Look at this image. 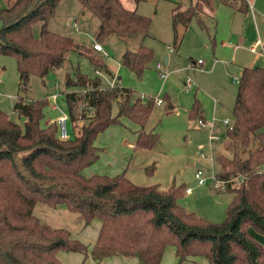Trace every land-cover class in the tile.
<instances>
[{
	"label": "trees",
	"instance_id": "1",
	"mask_svg": "<svg viewBox=\"0 0 264 264\" xmlns=\"http://www.w3.org/2000/svg\"><path fill=\"white\" fill-rule=\"evenodd\" d=\"M78 1L100 20L96 41L105 43L111 36L121 39L126 46L122 65L143 76L155 58L154 49L144 43L151 35V17L126 8L121 0ZM141 1L146 0H135ZM219 1L245 13L249 8L246 0ZM61 2L15 0L8 7L0 6V53L15 56L24 90L32 76L44 79L61 67L69 53L84 55L95 70L114 76L93 47L50 29ZM215 7L216 0H196L189 6L177 3L172 9L176 41L178 26L187 29L196 21L215 47L216 38L202 15L207 10L214 12ZM36 25H40L38 35ZM136 40L137 47L129 48V42ZM65 85L71 119H89L71 142L59 137L56 122L42 127L47 97H18L14 109L25 118L22 122L0 109V264H65L60 252L81 253L82 264H90L91 258L100 264L113 256L161 264L169 246L175 249L177 264L196 257H206L209 264H264V244L250 233L252 228L264 235V67L242 69L224 151L215 158L218 179L246 176L239 186L227 184L225 190L234 195L222 222L182 207L178 199L186 192L184 185L173 184L166 190L159 185H139L125 170L114 176H87L85 170L100 158L97 137L122 117L140 127L135 132L136 150L156 146L159 133L145 130L156 102L155 98L143 100L130 88H104L99 76L79 68L74 76L67 74ZM203 112L196 99L190 118H203ZM40 202L66 205L81 214L86 226L99 220L95 244L87 245L67 228L43 223L35 214Z\"/></svg>",
	"mask_w": 264,
	"mask_h": 264
},
{
	"label": "rangeland",
	"instance_id": "2",
	"mask_svg": "<svg viewBox=\"0 0 264 264\" xmlns=\"http://www.w3.org/2000/svg\"><path fill=\"white\" fill-rule=\"evenodd\" d=\"M72 1L73 6L71 7L68 0H62L55 17L50 21L49 27L53 31L73 36L79 43L92 46L94 35H96L99 29L100 20L88 11L87 17L89 19L76 18L78 27L72 29L73 20L75 16L77 17L79 15V9L82 8L77 0ZM152 1L161 3L162 14H164V9H170L173 3L175 5L182 3L184 6L192 4V0ZM258 2L257 12L264 13V0H258ZM12 3L13 1L10 3L7 0L6 2L1 1V6L8 7ZM155 7L157 5H152V2L149 5L147 4L150 15H153L156 9L157 11L159 10ZM216 10L213 16L215 21L218 20L217 34L215 28L212 30L213 36H216L217 39L215 47H213L208 34L202 43L195 42L194 37L191 35L196 25V21H193L182 45L178 49L176 48L177 50L170 55L173 58L177 57V63H170L164 66L167 71H172L170 85L166 86L163 83L156 67L158 63L164 64V57L169 54L166 45L157 37V33L164 30V25L160 24L161 26H159V21L156 19L153 21L151 18V35L144 39L145 45L154 49L155 58L143 76L139 77L130 69L121 65V56L126 50V46L116 36H113L112 41L106 45L108 51L107 56H104L102 53H96L103 57L107 64L111 65L114 70H117L115 72L116 75L123 76V79L120 80L122 87L130 88L137 95L144 96L143 100L156 97L162 99L163 102L160 105L156 104L155 110L145 126L146 131L154 130L159 133L160 137L155 149L151 152L145 150L141 152L136 151L130 147V144L135 141V128L140 127L130 119L122 117L120 123L111 125L97 137L95 144L101 148L100 158L95 163V167L90 168L85 174L91 175L90 170L96 169V171H102L103 173L105 171H115L113 169L114 166L110 167L111 164H115V161L122 162V164L126 163L125 165L129 164L130 167L127 169L130 171V175L136 177L134 178L136 179L135 183L139 185H159L163 190L168 189L173 184L184 185L186 189H192V193L187 194L184 192V195L178 199V203L182 207L188 212H194L199 216L206 217L210 221L222 222L226 218L229 199L234 194L228 190L216 188L213 176L220 171L215 158L217 154L224 151L223 146L226 140L227 127L222 125L219 126V130H216L211 127V122H207L208 127H199L197 124L198 118L195 120L191 119L189 112L185 109L188 103L190 104L196 99L201 102V98L211 116L216 115L214 123L217 124L226 119H231L229 118L232 116L231 113L227 112L226 108L223 107L224 103V105H227L226 102H228V99L226 100L217 92H210L209 90L203 91L201 97L200 90L198 91V96H194L191 92H184L182 87L184 86L183 82L186 74L183 71L188 68L192 60L196 62L201 60L205 62L204 65L210 64L214 60L213 55L215 52L216 57L220 61V65L227 63L230 67L231 63H234L230 68L231 74L229 80L231 81L227 91L229 95L236 96L238 83L234 82L233 78L234 76H240V63L250 62L255 57L254 55H257L250 48L257 46L258 42H255L251 46H242L235 55L233 46L227 45L226 43L231 41L234 45H238V35L236 34L240 26L232 27L231 18L228 15L229 9L227 7L221 6L219 2H216ZM207 12L210 13L209 11ZM202 15L207 24L212 25V19L209 15L206 13ZM39 30L40 25H36L34 27L36 35L39 34ZM230 30L235 31L234 37L230 38ZM135 45L136 43L134 41L128 44L131 49H134ZM234 56H236L235 59ZM77 68L84 73L95 76V68L84 55L69 53L66 62L61 67L55 69L44 79L38 76H32L27 90H24L19 83V72L15 56L0 53V109L9 113L13 120L22 122L19 113L14 109L18 97L24 99L47 97L49 104L45 109V118L42 120V127H47L48 120L55 121L62 115L63 111L68 112L65 100V92H67L65 80L69 73L74 76ZM103 79L102 87L106 88L107 80L105 78ZM213 80V77L210 75L206 77L209 86ZM54 93H57L59 98L56 100L49 99L50 95ZM214 98L223 103L218 104V108L216 109L217 104ZM171 103L175 105L177 111H179L178 113L172 112L173 110L170 107ZM56 106L60 109L55 108ZM202 107L204 109V106ZM113 113L114 115L118 113L117 104L114 105ZM88 122L89 119L78 122L70 119L68 128L71 139L68 141H73L77 132ZM74 123L77 127L73 126ZM212 133L220 135V139L212 140ZM243 156L246 157V153L243 152ZM124 170L127 171L126 168L122 171ZM198 171L206 179L205 184H199L197 181L195 175ZM35 214L43 223L52 227L67 228L78 236L90 225L86 226L81 214L69 210L64 204L50 206L40 202L35 207ZM66 253L72 254L73 259L71 264H81L83 262L84 256L81 253ZM78 255H82L81 261ZM64 259H66V255ZM63 263L66 264V262Z\"/></svg>",
	"mask_w": 264,
	"mask_h": 264
},
{
	"label": "crops",
	"instance_id": "3",
	"mask_svg": "<svg viewBox=\"0 0 264 264\" xmlns=\"http://www.w3.org/2000/svg\"><path fill=\"white\" fill-rule=\"evenodd\" d=\"M1 1L6 2V0H0V6H1ZM12 1L14 2V0H12ZM12 1L11 0H7L8 3L12 2ZM68 1L70 2L71 7H72L73 6V4H72L73 1L72 0H68ZM121 1H122V3L124 4V6L126 8L131 9V10H137L138 13H140L142 15H145V16L151 17L153 19V21H154V19H156L157 21H159V26L164 25V30L163 31H159L157 33V37L160 38L163 41V43L166 45V48L168 49V53L169 54L165 55L164 64L161 63L162 65H161L160 68H158V65L156 67H157L158 74H159L160 78L163 80V83L166 86L170 85V83H171L170 82L171 81L170 77H171L172 71H167V69L164 66H167L170 63H173V64L177 63V61H178L177 57L173 58L170 55H172V53H174L182 45L183 40L185 39V36H186L190 26L192 25V23L190 24V26L187 29L183 25H179L178 26L177 29H178V36L179 37H178V40L176 41V39H175V30H174V26H173V22H172V9L175 7L174 3L171 4L170 9H164V14H162V12H161V3L160 2H153L152 0L141 1L139 3H136L135 0H121ZM150 2H152V5H157V7H155V8L159 9L158 11L156 9V11H155V13H153V15H150V13L148 11V8H147V4L149 5ZM216 2L217 3L219 2L221 6L223 5L220 1H216ZM192 3H195V0H192ZM252 3L254 5V9L248 8V11L246 13L245 12H241V11H239L237 9L232 8V7L223 5L224 7H227L229 9L228 10L229 11L228 15H230V18H231L232 27H235L237 25L240 26V29H239V31L236 34V35H238L237 36L238 37V41H239L238 45H234L231 41L229 43H226L227 45L233 46L235 55L237 54V51L239 50V48H241L242 46L243 47L244 46H251L255 42H262L264 44V13H261L259 11L257 12V8L259 6L258 0H252ZM81 7H82V5H81ZM165 11H167V12L165 13ZM207 11H209V10H207ZM207 11H205L204 13L209 15V17L212 19V25H209V24L208 25H209V27L212 30L215 28L216 34H217L218 20L215 21V18L213 16V14L216 13V11H217L216 7H215L214 12L209 11L210 13H208ZM87 13H88V10L82 7V8L79 9V15H77V17L75 16V19L76 18L89 19V17H87ZM195 24H196L195 28H194L195 30L192 32L191 35L194 37L195 42L196 43L199 42V44H200L203 41H205L204 39L207 36V32L204 29H202L197 24V22ZM159 26H158V28H159ZM72 29H74V27H72ZM229 36H230V38L234 37L235 36V31L234 30H230ZM215 38H216V36H215ZM112 39H113V36L110 37L105 43H102L103 46L106 48L107 43H110V41H112ZM94 42H96V35H94ZM94 42H93V44H94ZM138 42H139V40L135 41V43H136L135 48L137 47ZM178 43H180V44H178ZM223 44H225V43H223ZM91 47H93V45ZM213 56H214V60L210 64H207V65H204L205 62L198 63V62L193 61V60H192V62L189 63L188 68L185 69V71H183L184 74H186V76L184 75L185 76L184 77V82H183L184 86L182 87V89L186 93H190L191 92L194 96H196L198 94V91L200 90V97L202 96L203 91H205V90H209L210 92L211 91L217 92L218 94L223 96L226 100L228 99V102H226L227 105H224L225 103L223 104V103H221V101H217V99L214 98L215 103L217 104V107H215V109L218 108V104H223V107L226 108L227 112L231 113V115H232V110H233V107L235 105L237 94H236V96H233L231 94L229 95L227 89L229 88L230 81H231V80H229L230 79V74H231L230 73L231 72L230 68L232 67V64H234V63L232 62L230 67L227 65V63H225L224 65H220V61L216 57L215 52H214ZM254 56L255 57L250 62L240 63L241 71H242V69L244 67H248V66H251V67H253V66L264 67V56L259 55V54L254 55ZM167 58H168V62L166 63V59ZM235 58H236V56H234V59ZM121 65H122V63H121ZM108 66H109V69L113 72L114 76H116L118 79L120 78V80L123 79L122 75H116L115 72H117V70H114L111 65H108ZM162 72L167 74L166 78H162L161 77L160 74ZM94 75H96V74L94 73ZM209 75L211 77H213V79H214L213 81H211L210 86L208 85V83L206 81V77H208ZM91 76H93V75H91ZM217 76H218V78H217ZM240 76H241V73H240ZM240 76H234V78L235 77L240 78ZM110 77H112V76H110ZM187 78H190L192 80V82H193V85H192V87L190 89H186V87H185V82H186ZM237 92H238V89H237ZM54 94H56V93H54ZM54 94L50 95L49 99L54 100L52 98V96ZM58 98H59V96H58ZM200 100H201L200 103L202 104V106H204L203 118L202 117L201 118L204 119L206 122H214V120H216V115L214 114L213 116H211V114L205 108V104H204L203 100L201 98H200ZM194 102H191L190 104L188 103L186 105V109L185 110L189 112V110L193 106ZM172 110H173L172 112H177V113L179 112V111H177L175 105H173ZM214 113H215V110H214ZM229 118H232V116L229 117ZM56 120L55 121L54 120H48V124L56 122ZM227 120L230 121L231 119H227ZM222 125L228 127V125H225L223 123V121H222V122H218L217 124H215V127H213V128H215L216 130L217 129L219 130V126H222ZM135 129L138 130L139 128H135ZM134 140L135 141L130 144V147L133 148V149H135L136 137L134 138ZM155 147L153 149H139L138 151L141 152L142 150H145V151L151 152L152 150L155 149ZM114 163L115 164H111L110 167L114 166L113 169L115 171H109V172L105 171V173H103L102 171H100V172L96 171L97 169L96 170H90L91 171V175H94V174H107V175H110V176H114V175L118 174L116 172L120 173L123 169L126 168L127 176L133 182H136V179H134L136 177H134L133 175H130L129 174L130 171L127 169V168L130 167L129 164L125 165L126 163L122 164V162L119 163L118 161H115ZM93 167H95V164L90 166L89 168H87L85 170V173H86V171H88L90 168H93ZM91 175H87V176H91ZM191 193H187V194H191ZM231 198L232 197H230L229 201L231 200ZM91 225H94V226H91ZM100 227H101V222L99 220L95 219L89 226H87L82 231L81 235L78 236L75 233L73 235L75 237L79 238L80 240H82L83 242H85V243L89 244L90 246H92L93 244H95V242L97 240V237H98V234H99V231H100ZM250 233L259 242L264 244V235H261V234L257 233L252 228L250 229ZM89 240H93V241H89ZM65 255H66V259H64ZM78 257H79V260L81 261L82 255H78ZM59 258L63 262H66V264H71V261L73 259L72 254H69V253H66V252H60L59 253ZM89 263L90 264H95L93 258L90 259ZM100 264H140V263H139V261H138V259L136 257L113 256V257H109V258L104 259ZM161 264H177V256H176V252H175L174 247L169 246L166 249ZM182 264H209V261H208V259L206 257H196V258L189 259V260L185 261Z\"/></svg>",
	"mask_w": 264,
	"mask_h": 264
},
{
	"label": "built area",
	"instance_id": "4",
	"mask_svg": "<svg viewBox=\"0 0 264 264\" xmlns=\"http://www.w3.org/2000/svg\"><path fill=\"white\" fill-rule=\"evenodd\" d=\"M247 3H248V6L250 9H254V5L252 3V0H246ZM77 21L76 19L73 20V23H72V26L75 28L77 27ZM93 48L98 51L99 53H102L104 56H107L108 55V51L106 50V48L103 46L102 43L100 42H94L93 44ZM253 52H255L256 54H259V55H262L264 56V44L262 42H258V45L257 46H252L250 48ZM198 63H202L201 60L198 61ZM161 63L158 64V68L161 67ZM95 73H96V76H99L101 78V80L104 81L103 78H105L107 80V83H106V88H115V87H118V86H121V83H120V80L116 77V76H113V77H110L108 76L104 71L98 69V70H95ZM106 74V75H105ZM161 77L162 78H166L167 77V74L162 72L161 74ZM234 82L236 83H239L240 82V78L238 77H235L234 79ZM193 85V82L190 78H187L186 82H185V87L186 89H190ZM58 94H54L52 96V98L54 100H56L58 98ZM142 98L144 96H141ZM155 102L156 104L160 105L163 101L160 97H156L155 98ZM55 108H59L58 106H56ZM60 109V108H59ZM92 110V108H90ZM71 119L70 115L68 112H65L63 111L62 115H60L57 120H56V123L58 125V134H59V137L62 139V140H69L71 139L70 137V133H69V128H68V122L69 120ZM223 123L225 125H230L231 122L229 120H224ZM197 124L199 127H208V123L202 119L201 117L198 118V121H197ZM211 127H215V124L214 122H211L210 123ZM74 127H77V125L74 123L73 124ZM78 133V132H77ZM211 139L212 140H219L220 139V136L217 135V134H214L212 133L211 134ZM197 181L199 182V184H205L206 182V179L202 176V173L200 171H198L195 175ZM213 179L215 181V187L216 188H220V189H226L227 187V184H232L233 186H239L241 185L245 179H246V176L241 174V175H238V176H235V177H231L230 179H227V180H221V179H218L216 177V174L213 176ZM192 192V189L188 188L186 189V193H191Z\"/></svg>",
	"mask_w": 264,
	"mask_h": 264
},
{
	"label": "water",
	"instance_id": "5",
	"mask_svg": "<svg viewBox=\"0 0 264 264\" xmlns=\"http://www.w3.org/2000/svg\"><path fill=\"white\" fill-rule=\"evenodd\" d=\"M167 62H168V58L166 59V63H167ZM119 80H120V78H119ZM22 119H23V120H25V118H24V117H23Z\"/></svg>",
	"mask_w": 264,
	"mask_h": 264
}]
</instances>
